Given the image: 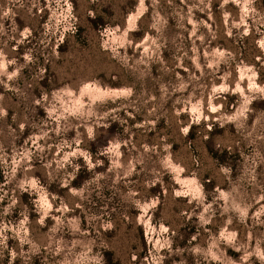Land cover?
<instances>
[{"label": "rangeland", "instance_id": "rangeland-1", "mask_svg": "<svg viewBox=\"0 0 264 264\" xmlns=\"http://www.w3.org/2000/svg\"><path fill=\"white\" fill-rule=\"evenodd\" d=\"M121 1L0 0V264H264V0Z\"/></svg>", "mask_w": 264, "mask_h": 264}, {"label": "trees", "instance_id": "trees-1", "mask_svg": "<svg viewBox=\"0 0 264 264\" xmlns=\"http://www.w3.org/2000/svg\"><path fill=\"white\" fill-rule=\"evenodd\" d=\"M117 7L119 8V11L116 10V6H113L110 4L101 5L100 10L93 8V12L90 16L88 15V18H90L92 23H94L95 25H100V26L104 25L105 23H114V22L118 21L117 18L120 17L121 13L124 11V7L122 5H118ZM113 18H115L116 20H114ZM189 135H191L190 131H189ZM209 149L212 151V153L216 157L219 156L217 154V152H215V151L213 152L211 147H209ZM204 184L212 186L214 184V181H213V179H209ZM156 186H158L157 183H156ZM160 207H161V201H158L156 206H155L156 211Z\"/></svg>", "mask_w": 264, "mask_h": 264}, {"label": "crops", "instance_id": "crops-1", "mask_svg": "<svg viewBox=\"0 0 264 264\" xmlns=\"http://www.w3.org/2000/svg\"><path fill=\"white\" fill-rule=\"evenodd\" d=\"M134 0H122L121 2H119V5H122L124 7V11L127 9V6L126 4L129 3V4H132Z\"/></svg>", "mask_w": 264, "mask_h": 264}]
</instances>
